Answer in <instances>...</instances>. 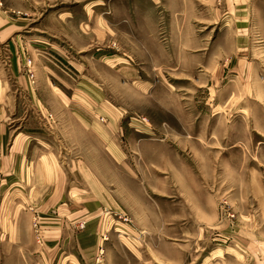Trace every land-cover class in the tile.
I'll return each mask as SVG.
<instances>
[{
    "label": "rangeland",
    "instance_id": "1",
    "mask_svg": "<svg viewBox=\"0 0 264 264\" xmlns=\"http://www.w3.org/2000/svg\"><path fill=\"white\" fill-rule=\"evenodd\" d=\"M0 9L16 30L0 27V69L11 42L45 100L51 65L101 127L100 154L86 134V163L117 198L70 223L81 264H264V0H0ZM79 236L94 247L83 251Z\"/></svg>",
    "mask_w": 264,
    "mask_h": 264
},
{
    "label": "crops",
    "instance_id": "2",
    "mask_svg": "<svg viewBox=\"0 0 264 264\" xmlns=\"http://www.w3.org/2000/svg\"><path fill=\"white\" fill-rule=\"evenodd\" d=\"M7 19L0 9L1 29L9 25L15 32V23ZM11 45L9 67L0 69V173L8 181L0 190V264H81L69 249L70 223L92 216L102 204H116L117 198V189L105 187L86 163V134L95 144L98 138L94 154H100L101 127L86 117L84 103L70 100L53 81L57 74L51 65L44 66L48 78L42 86L52 97L45 100L24 69L25 60L15 59L19 52ZM81 87L75 93H82ZM13 89L28 94L29 104L13 95ZM72 132L78 134V145L69 148ZM113 167L117 172L118 166ZM36 214L44 244L37 243L32 230ZM93 232L86 229L82 237L94 236ZM78 239L83 251L95 245ZM54 252H61L64 260L56 263L50 258Z\"/></svg>",
    "mask_w": 264,
    "mask_h": 264
},
{
    "label": "built area",
    "instance_id": "3",
    "mask_svg": "<svg viewBox=\"0 0 264 264\" xmlns=\"http://www.w3.org/2000/svg\"><path fill=\"white\" fill-rule=\"evenodd\" d=\"M30 63H31V62L28 61V64H30ZM30 76H33L32 72L30 73ZM35 227H36V223H35V221L33 220V228L35 229Z\"/></svg>",
    "mask_w": 264,
    "mask_h": 264
}]
</instances>
